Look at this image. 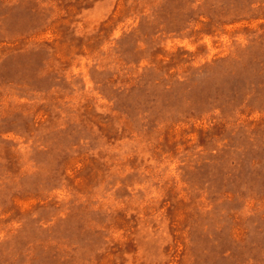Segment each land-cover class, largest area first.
I'll return each mask as SVG.
<instances>
[{
	"label": "rangeland",
	"instance_id": "374dc122",
	"mask_svg": "<svg viewBox=\"0 0 264 264\" xmlns=\"http://www.w3.org/2000/svg\"><path fill=\"white\" fill-rule=\"evenodd\" d=\"M0 264H264V0H0Z\"/></svg>",
	"mask_w": 264,
	"mask_h": 264
}]
</instances>
